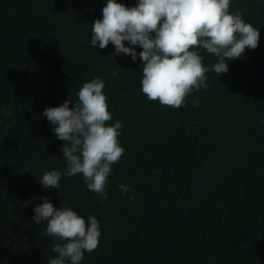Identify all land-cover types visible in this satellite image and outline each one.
Returning a JSON list of instances; mask_svg holds the SVG:
<instances>
[{
	"label": "trees",
	"instance_id": "16d2710c",
	"mask_svg": "<svg viewBox=\"0 0 264 264\" xmlns=\"http://www.w3.org/2000/svg\"><path fill=\"white\" fill-rule=\"evenodd\" d=\"M104 3L0 0V264L55 257L46 223L32 219L45 196L98 219L99 244L80 264H264V0H231L259 28L258 47L227 61V73L206 72L207 89L175 109L142 93L139 58L90 45ZM199 51L211 68L217 57ZM94 77L125 149L104 200L80 174L59 189L38 179L66 167L44 108L75 102Z\"/></svg>",
	"mask_w": 264,
	"mask_h": 264
},
{
	"label": "clouds",
	"instance_id": "9594fccd",
	"mask_svg": "<svg viewBox=\"0 0 264 264\" xmlns=\"http://www.w3.org/2000/svg\"><path fill=\"white\" fill-rule=\"evenodd\" d=\"M230 4L231 0H136L127 6L122 0H105L102 17L92 22L90 45L104 49L111 42L113 55L130 56L133 62L139 58L142 93L179 108L193 91L207 89L206 72L227 73V61L243 57L246 47H258L259 28L239 11H230ZM200 49L217 57L211 68L204 65ZM104 88V80L94 77L83 83L75 102L66 99L44 108L51 130L64 141L60 150L66 166L63 172L53 168L37 176L45 189H59L62 176L80 174L89 191L107 199L112 165L125 149L119 140L122 122L108 123L113 117ZM118 187L130 191L129 185ZM41 199L32 219L46 223V235L53 238L51 251L56 255L47 264H80L85 252L99 244L98 219L91 214L85 218L71 207H55L47 196Z\"/></svg>",
	"mask_w": 264,
	"mask_h": 264
}]
</instances>
